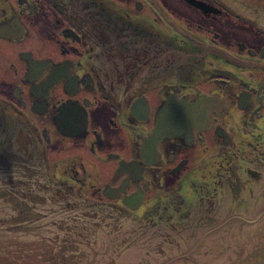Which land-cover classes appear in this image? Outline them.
Masks as SVG:
<instances>
[{
    "label": "flooded vegetation",
    "instance_id": "af4514ba",
    "mask_svg": "<svg viewBox=\"0 0 264 264\" xmlns=\"http://www.w3.org/2000/svg\"><path fill=\"white\" fill-rule=\"evenodd\" d=\"M0 110L54 180L137 216L264 171V29L215 0H0Z\"/></svg>",
    "mask_w": 264,
    "mask_h": 264
},
{
    "label": "water",
    "instance_id": "95a60500",
    "mask_svg": "<svg viewBox=\"0 0 264 264\" xmlns=\"http://www.w3.org/2000/svg\"><path fill=\"white\" fill-rule=\"evenodd\" d=\"M215 1L264 29V0ZM21 120L0 110V264H264V171L131 216L54 180Z\"/></svg>",
    "mask_w": 264,
    "mask_h": 264
}]
</instances>
